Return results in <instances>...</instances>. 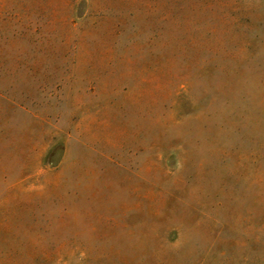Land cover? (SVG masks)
<instances>
[{"label":"rangeland","instance_id":"obj_1","mask_svg":"<svg viewBox=\"0 0 264 264\" xmlns=\"http://www.w3.org/2000/svg\"><path fill=\"white\" fill-rule=\"evenodd\" d=\"M0 264H264V0H0Z\"/></svg>","mask_w":264,"mask_h":264}]
</instances>
